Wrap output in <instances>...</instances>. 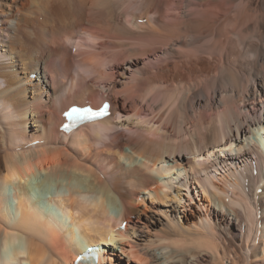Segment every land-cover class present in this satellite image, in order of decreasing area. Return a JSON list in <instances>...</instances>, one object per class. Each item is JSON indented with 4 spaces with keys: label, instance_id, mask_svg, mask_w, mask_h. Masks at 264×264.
Listing matches in <instances>:
<instances>
[{
    "label": "bare ground",
    "instance_id": "1",
    "mask_svg": "<svg viewBox=\"0 0 264 264\" xmlns=\"http://www.w3.org/2000/svg\"><path fill=\"white\" fill-rule=\"evenodd\" d=\"M0 245L3 264H264V0H0Z\"/></svg>",
    "mask_w": 264,
    "mask_h": 264
},
{
    "label": "rangeland",
    "instance_id": "2",
    "mask_svg": "<svg viewBox=\"0 0 264 264\" xmlns=\"http://www.w3.org/2000/svg\"><path fill=\"white\" fill-rule=\"evenodd\" d=\"M130 122H129V121ZM123 122H126V123H130V124H133V125H137L136 123H134L133 121H131L130 119H128V118H124V120H123ZM130 172V171H129ZM128 172V173H129ZM153 187H155V185H153ZM13 189H14V187H13V185H8V187H7V191H8V193H11L12 191H13ZM259 192H261L262 191V189L260 188L259 190H258ZM56 194H58V192H55L54 193V195H56ZM98 197V194L97 193H95V192H85L84 194H81L80 196H79V200L80 201H82L83 202V200L84 201H91V200H94V199H96ZM83 198V199H82ZM10 200H12L13 201V198H11ZM57 201H52V200H50V199H48V198H46L44 201H43V204L48 208V209H50L51 211H53L54 213H56L55 215L56 216H58V217H62V215H63V213H62V208H60L59 207V205H57V204H59V203H56ZM77 236H78V238L79 239H81L82 238V236H81V234L79 233V231L77 232ZM2 246L0 245V248H1ZM2 249V248H1ZM3 254H11L12 253V250L10 249L9 251H3L2 252ZM0 264H3V262L2 261H0Z\"/></svg>",
    "mask_w": 264,
    "mask_h": 264
},
{
    "label": "snow or ice",
    "instance_id": "3",
    "mask_svg": "<svg viewBox=\"0 0 264 264\" xmlns=\"http://www.w3.org/2000/svg\"><path fill=\"white\" fill-rule=\"evenodd\" d=\"M105 107H107V106H105ZM76 111H78V110H73V112H76ZM79 111H81L83 114H85V115H87L88 114V112H89V110H79ZM92 115H103L104 113L101 111V112H96V113H91ZM67 115V114H66Z\"/></svg>",
    "mask_w": 264,
    "mask_h": 264
}]
</instances>
